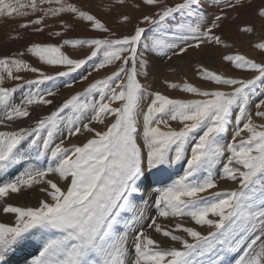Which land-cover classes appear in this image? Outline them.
Here are the masks:
<instances>
[{
	"label": "snow or ice",
	"instance_id": "obj_1",
	"mask_svg": "<svg viewBox=\"0 0 264 264\" xmlns=\"http://www.w3.org/2000/svg\"><path fill=\"white\" fill-rule=\"evenodd\" d=\"M113 4L129 7L128 0ZM160 4L135 0L131 7L141 15L133 24L130 14L120 12L115 22L132 27L117 36L107 21L76 3L0 0V16L35 17L20 23L21 29L43 33L50 17L58 18L63 29L48 32L61 38L60 43L30 42L23 51L0 57L6 78L20 81L5 86V75L0 74V125L17 124L0 131V200L34 185H44L39 191L47 197L35 206L0 205L4 214H14V224L0 222V264H10L12 256L29 245L38 251L30 264H231L229 257L234 264H264V123L253 118L264 120V62L223 55L235 69L251 72L250 78L225 77L201 66L203 80L223 86L211 90L164 81L198 99L169 98L140 79L149 80L158 59L183 57L191 62L193 52L229 47L222 29L247 12L252 0ZM253 11L264 17V5ZM65 14L84 22L93 35L63 38L71 27L63 20ZM66 46L83 50L84 57L66 54ZM254 46L264 50V43ZM26 55L65 70L47 74L24 59ZM89 64L79 82L109 66L113 70L50 114L36 117L32 126L24 125L25 119H32V106L55 105L59 89L78 82L61 78ZM25 72L36 78L19 74ZM69 110L74 117L65 122L61 117ZM105 118H112L106 130L91 126L103 124ZM85 133L92 135L82 145L65 146L67 139ZM44 160L50 161L48 166H38ZM175 167L182 175L167 183L162 176ZM50 175H58L63 187ZM6 176L10 178L5 182ZM219 181L237 188L221 190ZM155 185L164 186L154 188L151 211L156 214L151 215L145 193ZM161 218L177 219L168 226L158 222ZM205 226L207 234L198 230ZM150 231L173 246H162Z\"/></svg>",
	"mask_w": 264,
	"mask_h": 264
},
{
	"label": "rangeland",
	"instance_id": "obj_2",
	"mask_svg": "<svg viewBox=\"0 0 264 264\" xmlns=\"http://www.w3.org/2000/svg\"><path fill=\"white\" fill-rule=\"evenodd\" d=\"M22 3H26L27 0H21ZM66 3H76L78 6L82 7L83 10H88L92 14L96 15L98 18L107 21L108 25L112 27L117 36H120L126 32H128L132 25L129 24L126 27L119 26L115 21L118 18L120 12H126L133 17L132 23H136V17L141 15V11L135 10L131 7V5L135 2V0H128L129 7L127 8H116L113 4V0H65ZM182 2V0H161L160 6L166 5H174L176 3ZM264 5V0H252V6L247 10V12H242L239 19L235 22L226 25L223 29V38L225 42L229 45V47H214L211 49H206L201 53L193 52L191 53V62L188 59L183 57H173L170 61L167 59H158L155 61L158 66L153 71V75L149 77L148 81H144L141 77L142 83H152L154 87L150 89L151 91H160L162 94L167 95L172 99H198L200 97H196L192 94L185 93L181 89H170L168 85L164 83V81H168L169 83H177L183 84L184 82L192 83L194 86L200 87L202 90H211L218 86L214 82L205 81L199 76L200 67L207 68L211 71L216 72L217 74L223 75L225 77L231 78H239V77H251L252 73L244 70L235 69L233 66L229 65L225 62L222 57L227 54H242L247 58L254 59L257 62H264V50L255 47L254 45L258 43H264V17H260L256 14L253 9L258 6ZM47 7V6H45ZM208 11H214V9H207ZM143 11H154V9H144ZM35 18L33 15H29L27 17H20L14 15L12 18L6 16H0V57L11 56L14 53L19 51H23L25 46L30 42H47V43H60L61 38L50 37L48 32L62 31L60 23L58 22V18H48L46 23L50 25V27L46 28L43 33H33L31 29H21L19 28V24L25 21L31 20ZM63 20L71 25L68 31L65 33L63 38H87L88 36L93 35L90 31L86 30L84 22H78L74 20L70 14H65L63 16ZM148 27V25H142ZM240 27H251L253 31L251 33H244L239 31ZM152 33L149 32V36ZM22 37V38H16ZM239 43V44H238ZM66 54L71 51L74 58H83L84 51L83 50H74L70 49L66 46L65 49ZM29 63L33 64V66L42 67L46 70L47 74H55L56 71L65 70L63 66H46L42 65L37 58L26 55L24 57ZM91 67V64L86 66L84 70L78 73H73L72 76L61 78V79H74L78 81L74 84L72 88H60L58 91L56 104L52 106H32L35 109L32 119L24 120L25 126H32L36 117H42L44 115L50 114L56 107H58L61 102L65 99H68L75 92L83 91L87 84L95 81L96 79H101L106 75H109L113 70L111 66H109L106 70H101L99 73H93L90 77L89 81L79 82L80 75L86 72L88 68ZM0 74L5 75V86L12 87L16 83H20V81H11L6 78V72L3 68H0ZM16 74V73H14ZM24 76L25 79H34L36 78V74L33 73H19ZM175 78V79H174ZM201 85V86H200ZM50 86V85H49ZM227 90V89H225ZM27 87L24 89V92H27ZM21 93L16 94V102H19ZM147 101H145L146 105ZM115 106V105H114ZM254 107V106H253ZM69 117H74V113L70 110L65 113L61 118L66 122ZM256 123H264V120L253 117ZM142 119V117H141ZM112 122V118H105L103 124L98 122H93L92 127H95L97 131H104L106 127L110 125ZM7 123V122H6ZM173 127H179L177 122H170ZM17 127V124H10L9 127H5L4 125H0V131H8L13 130ZM163 127V126H162ZM92 134L85 133L83 135H79L76 137L69 138L65 141V146H70L72 144L82 145L86 142L87 139L91 138ZM246 135V133L242 134ZM230 139V137H229ZM59 142V139L56 141ZM50 161L44 160L39 163L38 166L47 167ZM46 164V165H45ZM54 166V164L52 165ZM19 171L14 172V175H18ZM166 174V175H165ZM162 176L167 183H171L172 180L178 178L179 175H182V170L179 167H175L171 169L169 173H165ZM169 174H171V179H168ZM13 175V176H14ZM6 178V179H5ZM10 177H4L5 182ZM50 179H55L61 187H63L62 181L58 175H50ZM44 185H34L31 189H22L20 193L10 194L8 198L4 200H0V205L7 206H35L38 203V199H47V197L39 191L40 187ZM164 185H155L153 189H149L147 193H145V199L148 201V206L151 215H155L154 211H151V206L154 202L156 192L154 191L155 187H163ZM219 188L221 190H233L237 188V185L230 181H219ZM36 189V190H35ZM36 191V192H35ZM210 191H215L210 190ZM16 194V195H15ZM22 194V195H21ZM148 197V198H147ZM6 200V203H5ZM16 200V201H15ZM16 203V204H15ZM14 214H4L0 211V222L8 223L9 225L14 224L13 219ZM177 218H161L158 222L162 225L171 226L176 222ZM183 222L185 224H190L189 218H184ZM202 231L204 234H207L210 229L206 226L198 229ZM179 235H184L183 233H175ZM150 235L153 236L157 241L162 242V246H173L172 242H170L167 238L162 237L159 234H155L150 231ZM185 238H187L185 236ZM191 242V240H190ZM174 246L179 247L178 244ZM29 250L34 248V245H29L25 247ZM22 249L18 250L15 255L12 256L13 261H18L20 256L22 255ZM38 254H30L31 257H26L21 262L23 264H30L33 256ZM235 256V254H233ZM19 256V258H18ZM28 258V259H27ZM27 260V262H26ZM231 264H234L233 258L229 257Z\"/></svg>",
	"mask_w": 264,
	"mask_h": 264
},
{
	"label": "bare ground",
	"instance_id": "obj_3",
	"mask_svg": "<svg viewBox=\"0 0 264 264\" xmlns=\"http://www.w3.org/2000/svg\"><path fill=\"white\" fill-rule=\"evenodd\" d=\"M239 44V43H238ZM175 79V78H174ZM201 86V85H200ZM171 89V88H170ZM41 163V162H40ZM46 165V164H45ZM45 167V166H44ZM23 170V169H22ZM14 175V174H13ZM166 175V174H165ZM6 179V178H5ZM55 180V179H54ZM5 181V180H4ZM36 190V189H35ZM36 192V191H35ZM16 195V194H15ZM22 195V194H21ZM148 198V197H147ZM16 201V200H15ZM16 204V203H15ZM30 254H38V251L36 249V247L34 246V248H32L31 250L27 249V248H23L22 250V255H21V258L20 259H23L25 257H31ZM19 258V256H18ZM28 259V258H27ZM24 261V260H23ZM27 262V260H26ZM23 263V262H22ZM10 264H21L20 262H12L10 260Z\"/></svg>",
	"mask_w": 264,
	"mask_h": 264
}]
</instances>
